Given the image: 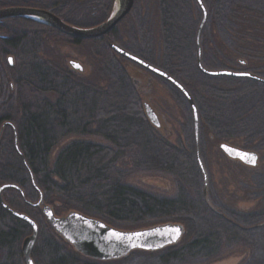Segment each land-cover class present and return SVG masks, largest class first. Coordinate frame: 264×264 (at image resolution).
<instances>
[{
  "label": "trees",
  "instance_id": "obj_1",
  "mask_svg": "<svg viewBox=\"0 0 264 264\" xmlns=\"http://www.w3.org/2000/svg\"><path fill=\"white\" fill-rule=\"evenodd\" d=\"M112 1L101 14L89 18L85 28L106 20L113 8ZM190 1L159 0L163 40L160 68L190 93L203 122L202 129L205 123V127L217 130L213 132L216 137L236 133L251 141H260V134L259 143L263 146L264 132H256L254 123L250 128L246 124L252 119L257 124L263 121L264 127V114L261 120L255 118L257 104L245 112L240 110L245 102L241 94L243 86L233 83L234 78L221 77L228 90L216 89L214 83L218 78L197 69ZM224 2L220 3L222 10ZM249 2L244 7L247 21L240 23L245 25L242 33L237 32L241 25H236L239 14H243L240 7L234 18L238 22L216 24L224 39L233 28L246 41L244 44H264V0ZM230 4L232 7L237 0H231ZM137 17L140 39L144 36V43L149 46L147 32H143L140 23L143 18L140 10ZM20 28L14 24V28L5 32L8 37L0 40V81L5 76L13 85L12 93L0 104V128L6 122L15 126L19 148L43 192L44 201L63 215L79 212L119 230L169 222L183 224L185 228L183 238L173 246L156 252L134 251L119 260L101 262L76 252L45 223L48 245L41 251L35 246L32 252L35 264H201L226 252L232 254L231 247L238 245H244L249 252L239 264H264V174L254 180L261 190L262 209L257 214L239 217V225L231 207L226 208L213 197L218 202L215 206L203 193L190 120L181 124L183 139L178 136L175 143L155 132L142 112L141 96L132 84L131 73L122 67L121 60L107 45H100L97 39L86 41L93 46L92 54L99 60L98 74L105 83V88H101L97 83L79 81L74 72L38 57L50 38L44 26L34 30L36 33L30 27L31 37L24 38ZM208 34L201 42L205 47L210 43ZM148 46L137 47L132 52L152 61L153 51ZM10 51L17 62L13 66L8 64L3 75L2 59ZM202 57L203 64L210 68H225L224 56L217 59L203 54ZM249 57L261 61L254 55ZM172 92L175 98L183 100L177 90ZM243 124L248 132H231ZM70 136L77 139L62 146L51 161L57 144ZM91 136L95 141L83 139ZM146 171L171 175L174 194L160 196L128 183L130 176ZM29 182L27 170L13 148L12 130L6 126L0 137V185L14 183L24 191ZM24 193L28 199L30 194ZM3 197L14 209H30L16 190H5ZM242 224L250 226L242 227ZM29 231L27 224L0 208V264H24L20 247ZM64 245L72 251H67Z\"/></svg>",
  "mask_w": 264,
  "mask_h": 264
},
{
  "label": "rangeland",
  "instance_id": "obj_2",
  "mask_svg": "<svg viewBox=\"0 0 264 264\" xmlns=\"http://www.w3.org/2000/svg\"><path fill=\"white\" fill-rule=\"evenodd\" d=\"M256 1L258 0H252V3H255ZM249 3H250L249 0H237V4L242 6V8L248 6L247 4ZM250 9L252 10L253 7H250ZM138 10H140V12L143 14V18L141 19L142 21L140 23L143 24L144 26V27L142 26L143 32L144 33L147 32L146 38H148L150 44L149 46L146 43H144V36L140 39L141 33H139V29H138L139 23L137 17ZM193 12L194 10L190 12V16L191 13ZM244 24H240V20H239V23L236 25L239 26L241 25V30H239L240 29L239 28L237 32L242 33L243 28L245 27ZM196 26L197 25L195 24L194 34L196 31ZM230 31L231 33L228 31L226 32L228 37H225V39L220 33V29L217 28V25L210 26V30L208 29L206 32L205 31L201 32L200 35L201 62L203 59L202 57L203 54H207L210 57L216 56L217 59H219V57L224 56L227 59L226 62H223L225 68H210L209 66L204 65L202 62L203 67L208 70L235 71L234 68L242 69L243 65L240 64L239 61H243V62H247V67L245 68L247 70L253 71V72L249 71L250 73L264 78V61H262V59L264 58L263 55L264 44L252 43L246 45L244 44L246 41L243 40L242 36L241 37L239 36L240 34L238 35L233 28H231ZM246 31L249 33L248 29H246ZM120 32H121V39L120 40L118 39L119 45L122 48H124V50L126 49L129 52L133 53L132 50L136 49L137 47L148 46V48L151 51H153L154 57L152 61L148 62L146 60V62L161 69L160 66L162 63V55H163V48H162L163 40H162V32H161V13L159 7V0H140V2L136 5L133 20H130V22H127L125 24H122L120 28ZM207 34H208V39H210V43L207 44L205 47L202 45L201 42L205 40ZM118 40H116V42ZM250 42L253 41L250 40ZM194 44H195V39H194ZM100 45L102 44L100 43ZM92 48L93 46L91 44L89 45L87 42H84L81 45L74 46V44H71L66 40H62L58 37H53L44 44V48L42 51L38 53V57L43 60H49L50 62L53 63V65L63 67L64 69H67L70 72L72 71L69 68L70 67L69 61L70 60L78 61L84 68V73L80 74L74 72L75 77L79 81L97 83L99 87L105 88V83L102 82L98 74L99 69L101 68L99 64V60L95 58L94 55L92 54ZM113 55L116 57L115 52L113 53ZM253 55L259 57L261 61L249 59L250 58L249 56H253ZM9 57L11 58L12 66L15 65V63L17 62V59L15 58L14 54L11 53V51L9 54L4 56V58L2 59L3 62L1 63L2 64L1 69L3 75L5 74L4 73L5 68L9 66L8 65ZM137 57L141 58L138 55ZM195 57H196V47H195ZM121 65L123 68L125 67V69L128 70V72L131 73L132 75V84L134 85L135 89L141 96V109L145 118L146 115L144 113L143 106L144 103H149V105L153 108L154 111H156L159 119L161 120L162 128L164 129L163 132L156 130V127L151 125L148 119L146 118L147 122L149 123V125L152 126L155 132L160 133L165 139L169 140L171 143H175L178 136H180V134L184 132L180 128L181 124H184L188 120H190V124L192 128V117H191L190 108L184 97L177 89H175L172 85L160 79L159 77L149 73L146 70L137 67V65H134L129 61L127 62V60L123 61V59H121ZM209 65H213V64L210 63ZM213 78H218L214 83L216 89L222 91L228 90V84L226 82H223L222 79H220L221 77H213ZM234 79L236 80H234L233 83H238V85L243 86V89H241L242 90L241 94L245 102L240 108V110L244 109L245 112L246 109L249 108L252 104L258 105V103H263L262 101H264V84L255 83L250 81V79L248 80L244 78H234ZM168 85H170L172 88L177 90L180 96H182L183 100H179L175 98L172 92V90L174 89H171V87ZM12 86H13L12 82L7 80L5 76L1 79L0 104L3 101H6V97L9 93H12L13 90ZM260 110L261 109H259L258 112L264 114V112ZM255 118L262 119V116L261 117L256 116ZM255 121L251 119L248 121L246 125H248L250 128L251 125H253L254 123L255 125L252 127L259 130L258 128L261 127V122L263 121H260L259 124L255 123ZM202 123L203 122L201 121V125ZM247 128L248 127H245V124H243L241 127H237L235 128V130L231 132L244 133L249 131V129ZM91 130L95 131L94 128H91ZM203 130L212 131V132L209 131L200 132L199 144H198L200 158L203 162V165L207 173V189L205 196L211 202H213L215 206H218L217 205L218 202L215 200L218 199L219 203L226 206V208L231 207L232 208L231 210L237 216L235 221L239 225H241L239 217L257 214L262 209L263 206L261 190L258 187L256 181H254L256 176L264 174V145L261 146L259 143L261 141L262 136L259 134L258 139L260 141L258 140L256 141L255 139L252 141L249 139L245 140L243 136L239 137V135L237 136L236 133H231L230 136L227 137H216V135L213 133V130L211 128L205 127V123L203 124ZM260 130L264 132V127H261ZM191 132L193 133V130H191ZM180 137H182L183 139V135H181ZM74 139L77 138L74 136H70L68 138L61 140L53 150V153L51 155V161L53 160L54 156L62 146H64L65 144H67L68 142ZM83 139L95 141L94 140L95 137L93 136L85 137ZM221 143H226L244 150L256 152L259 155V161L257 167L247 168L241 165L239 162H235L228 159L219 149V145ZM195 149L196 147L194 143V150ZM195 162H196V157H195ZM127 181L131 185L143 188L149 191L150 193L160 196H171L175 192V187L171 175L161 171H156V172L146 171V172L136 173L130 176V178H128ZM24 192L30 194L28 198V202L34 203L37 201L38 196L35 190L31 187L30 182L29 185L27 184L25 186ZM213 197L215 199H213ZM43 200H44V195H43ZM44 203L47 204V202L45 201ZM29 207L30 209L15 208V210L27 214L37 222L39 226V232L35 246L37 245V248L41 251L43 250L45 245H48L49 232L46 229V224H45L46 221L42 216L40 210L38 208H32L31 206ZM54 213L56 216H65L67 214L65 213V215H63L57 211H54ZM245 226H250V225L242 224V227ZM29 234L30 231L26 234V236ZM231 248H232L231 251L233 252L232 254L226 252L225 254L217 258H214L215 260L210 258L207 260H203L201 264H239L243 259L247 258V256L249 255V252L248 250H246L247 248L244 245L241 246L238 245L236 248L235 247H231ZM65 249L67 251L68 250L72 251L71 247L69 248L68 246H65ZM33 261L34 263H36L34 258Z\"/></svg>",
  "mask_w": 264,
  "mask_h": 264
},
{
  "label": "water",
  "instance_id": "obj_3",
  "mask_svg": "<svg viewBox=\"0 0 264 264\" xmlns=\"http://www.w3.org/2000/svg\"><path fill=\"white\" fill-rule=\"evenodd\" d=\"M203 13L202 19L197 27L195 34V47H196V66L198 70L209 77H231V78H244L264 83V78L249 72H235L231 70H208L203 67L201 62V46L200 35L206 22V10L201 0H195ZM133 0H114L112 11L108 18L90 28H76L65 24L59 18L51 13L37 9H23V8H5L0 9V20L7 18L25 17L32 19L42 25L52 27L60 33L69 36L79 41L94 40L108 34L130 11ZM1 37V36H0ZM110 48L118 55L124 57L128 61L138 65L149 73L159 77L165 82L172 85L177 89L186 100L192 117V130L193 138L196 147L195 157L198 170L202 177L203 192L206 195L207 189V173L199 154V114L197 106L186 88L178 82L171 75L165 71L155 67L154 65L146 62L145 60L127 52L121 47L112 44ZM8 63L12 64L11 58H8ZM69 66L71 69L82 72L83 67L76 61H70ZM144 113L149 123L155 127H160L159 119L153 110L146 104ZM9 126L13 135V148L19 156L23 166L27 170L31 187L37 192L38 199L36 202H27L32 208H38L44 217L48 226L67 244H69L76 252L91 260L106 262L119 260L127 257L131 252L144 251L156 252L166 247L177 244L184 236L185 228L180 223H164L158 224L147 228L137 230H119L108 226L101 220L93 217L86 216L79 212H69L65 216H56L53 209L44 203L43 192L36 184L34 176L26 162V159L21 152L18 144V136L15 126L10 123H4L0 128V137L3 129ZM221 152L231 160L238 161L244 166L255 168L258 165L259 156L254 151L243 150L238 147L221 143L219 145ZM241 153H251L256 157L253 164L250 159L240 158ZM7 189H13L19 192L24 199V191L21 187L14 183H3L0 185V208L9 216L16 218L28 225L30 234L27 235L21 243V255L24 264H35L32 258V252L37 241L39 226L37 222L30 216L23 212H19L9 206L4 197L3 192ZM179 228L180 233L177 234L171 229ZM120 233L121 236H113L112 233ZM141 235H135V234ZM175 237V238H174ZM135 245V247H133Z\"/></svg>",
  "mask_w": 264,
  "mask_h": 264
},
{
  "label": "flooded vegetation",
  "instance_id": "obj_4",
  "mask_svg": "<svg viewBox=\"0 0 264 264\" xmlns=\"http://www.w3.org/2000/svg\"><path fill=\"white\" fill-rule=\"evenodd\" d=\"M201 1L203 3V6L206 10V15H207L206 16V22H205V25H204L203 30H202L203 32H204L205 28H207V26H208V29L210 30V26H215L216 24H223V23L228 24V23L238 22L237 20L234 19L237 15V12L235 13L234 10H237L239 7L241 9H243L242 10L243 14L242 15L239 14L240 23H245L247 21V12L244 10V8H242V6H240L238 4H235L231 7V4H230L231 0H225V2H224L225 6H224L223 10H222V5L220 4L223 0H201ZM109 2H110V0H0V9L23 8V9L43 10V11H47V12L51 13L52 15L59 18L61 21H63L67 25H70V26H73L76 28H85L84 25L87 23L89 18H92L97 14H101V11L103 10V8H106V6L109 4ZM139 2H140V0H133L131 9L128 12V14L108 34H106L100 38H97V40H100L101 44H105L109 48H110V45H112V44H116L117 46L121 47L119 45V43L116 42V40L121 39V32H120L121 25L125 24L127 22H130V20H133L135 8ZM112 5H114V0L112 1ZM193 6H194V8H193ZM190 9H191L190 12H192V10H194V12L191 13V18H192V22L197 25L196 26V30H197V27H198V25L202 19L203 13H202V10H201L199 4L195 0L190 1ZM232 11H234V12H232ZM14 24L21 26L20 33H21L22 38H24L26 36L31 37V33L29 31L30 27H32V30H33L32 33H36V32H34V30H36L41 25V26H44V28H43L44 30L48 31V34L50 35L49 39H52L53 37H58L62 40L68 41L71 44H74V46L81 45L84 42H86V41H79V40L73 39L69 36H66V35L60 33L59 31H57L56 29H54L52 27L42 25V24H40V23H38L32 19H28L25 17L7 18V19L0 20V36H1L0 40L6 39L8 37L5 34V32L8 31V29L14 28ZM195 34H196V31H195ZM195 34H194V39H195ZM73 42H78V44L77 43L75 44ZM122 49H124V48H122ZM126 51H128V50H126ZM112 52L114 53L113 50H112ZM129 53H131V52H129ZM131 54H133V53H131ZM133 55H135V54H133ZM135 56H137V55H135ZM116 58H118L119 60L123 59V61L127 60L118 54H116ZM70 61H73V60H70ZM76 62H78V61H76ZM127 62H128V60H127ZM239 63L243 65L242 69L234 68L235 72H240L241 70H242L241 72L251 71V70H247L245 68V67H247V62L239 61ZM9 65L12 66V64H9ZM134 65H136V64H134ZM137 67H139V66L137 65ZM139 68H141V67H139ZM70 70L72 72H77L80 74L84 73V68H83L82 72L75 71L71 68H70ZM238 70H240V71H238ZM261 78H263V77H261ZM251 81L255 82V83H259L257 81H253V80H251ZM259 84H264V83H259ZM146 104L153 110V108L149 105V103H144V105H146ZM263 104H264V102H263ZM258 105L259 106L257 107L256 112H257L258 117H261V116H263V113H259L258 110L261 109L260 111H264V109H263L262 103H258ZM247 110H248V108L246 109V111ZM153 112L157 115L156 111L153 110ZM198 114H199V111H198ZM157 117H158V115H157ZM158 119H159V117H158ZM159 123H160V127H156V130L163 132L164 129L162 128V124H161L160 119H159ZM200 124H201V122H200V118H199V135H200V132H208L209 131V130H203L200 127ZM260 128H258L259 130H257L256 132H262L260 130ZM212 130H213V132H217V130H215V129H212ZM209 132H212V131H209ZM232 161H235V160H232ZM235 162H238V161H235ZM244 167H247V166H244ZM247 168H249V167H247ZM36 194H37V192H36ZM37 196H38V194H37ZM23 201L27 204L28 199H26V197H25L23 199Z\"/></svg>",
  "mask_w": 264,
  "mask_h": 264
},
{
  "label": "snow or ice",
  "instance_id": "obj_5",
  "mask_svg": "<svg viewBox=\"0 0 264 264\" xmlns=\"http://www.w3.org/2000/svg\"><path fill=\"white\" fill-rule=\"evenodd\" d=\"M239 155H240V158H242V159H246V160H249V159H250V161H251L253 164L255 163L256 157H255L254 154H251V153H241V154H239ZM171 231L175 232V233L177 234V236H178L179 233H180V229H179V228L171 229ZM112 235H113V236H117V237H119V236H121L122 234L113 232ZM135 235H141V234L137 233V234H135ZM174 238H175V237H174ZM133 247H135V245H133Z\"/></svg>",
  "mask_w": 264,
  "mask_h": 264
},
{
  "label": "bare ground",
  "instance_id": "obj_6",
  "mask_svg": "<svg viewBox=\"0 0 264 264\" xmlns=\"http://www.w3.org/2000/svg\"><path fill=\"white\" fill-rule=\"evenodd\" d=\"M87 41H89V40H87Z\"/></svg>",
  "mask_w": 264,
  "mask_h": 264
}]
</instances>
